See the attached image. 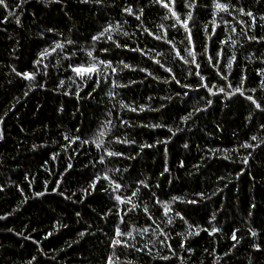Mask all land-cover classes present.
I'll return each instance as SVG.
<instances>
[{"label": "trees", "instance_id": "16d2710c", "mask_svg": "<svg viewBox=\"0 0 264 264\" xmlns=\"http://www.w3.org/2000/svg\"><path fill=\"white\" fill-rule=\"evenodd\" d=\"M0 264H264V0H4Z\"/></svg>", "mask_w": 264, "mask_h": 264}, {"label": "snow or ice", "instance_id": "6c2138e0", "mask_svg": "<svg viewBox=\"0 0 264 264\" xmlns=\"http://www.w3.org/2000/svg\"><path fill=\"white\" fill-rule=\"evenodd\" d=\"M0 4H4V0H0ZM165 6H167V5H165ZM217 7L223 9V5L218 4ZM56 47L59 48L60 45L58 44ZM73 70L76 71L77 73L96 71L95 66L89 67L87 69L75 68ZM26 78L30 79L31 77L26 75ZM221 91H223V89H221ZM237 91H239V89H237ZM257 107H259V105H257ZM109 155H112V153H109ZM116 187L119 188V185H117ZM233 238L235 239V237H233Z\"/></svg>", "mask_w": 264, "mask_h": 264}]
</instances>
